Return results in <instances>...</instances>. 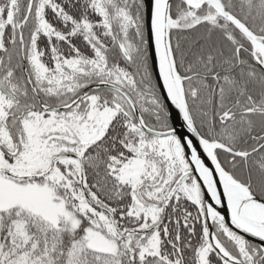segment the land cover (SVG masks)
Listing matches in <instances>:
<instances>
[{
	"label": "snow or ice",
	"instance_id": "obj_1",
	"mask_svg": "<svg viewBox=\"0 0 264 264\" xmlns=\"http://www.w3.org/2000/svg\"><path fill=\"white\" fill-rule=\"evenodd\" d=\"M0 264H264V0H0Z\"/></svg>",
	"mask_w": 264,
	"mask_h": 264
}]
</instances>
